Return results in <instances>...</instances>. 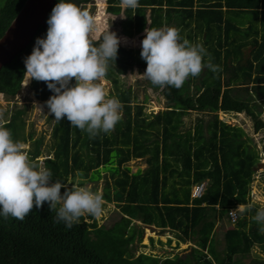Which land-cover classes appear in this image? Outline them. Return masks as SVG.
<instances>
[{"label":"trees","instance_id":"16d2710c","mask_svg":"<svg viewBox=\"0 0 264 264\" xmlns=\"http://www.w3.org/2000/svg\"><path fill=\"white\" fill-rule=\"evenodd\" d=\"M23 2L2 0L0 36ZM139 2L153 6L154 28L177 22L174 27L179 26L180 36L200 43L207 53L203 62H210L217 70L203 67L199 83L192 87L188 82L195 76L191 75L179 88L154 86L148 80L166 102L156 113H143L140 104L132 106L130 87L118 90L120 120L110 132L94 137L63 117L57 122L50 114L47 120H54L52 155H45L42 161L53 174L49 183L59 180L68 189L82 186L84 180L74 181L76 174L92 182L95 179L88 178L90 171L115 164V170L109 169L113 193L107 190L102 199L117 202V218L98 225L93 216L84 214L66 228L55 218L59 205L50 210L46 202L39 209L33 205L22 220L0 216V264H264V258L248 263L243 260L251 251L264 253V231L260 230L264 226L253 219L264 206L249 202L258 152L241 127L225 123L217 114L243 113L251 120L254 132L264 131V90L253 85L257 82L255 64L264 57V0ZM46 29V25L40 27L30 43L1 67L0 93L13 96L18 92L25 71L23 60ZM129 58L128 53L115 58L116 63L121 60L120 73L129 67ZM134 63L146 67L141 57ZM112 79L115 84L117 79ZM31 84L43 103L52 95L43 81L31 79ZM25 108L15 110L0 126L10 131L14 142L31 141L26 152L38 164L42 136L34 138L32 131L22 132ZM192 112L198 114L196 121L183 129V117ZM132 159H143L144 168L132 172L127 164ZM202 181L201 195L191 196L190 185ZM237 205L245 209L231 223L228 212ZM216 222L225 225L221 251L216 250L213 237ZM144 228H158L159 234L171 231L176 241L196 242L200 249L192 247L189 252L161 260L150 253L134 254V241H140Z\"/></svg>","mask_w":264,"mask_h":264},{"label":"clouds","instance_id":"9594fccd","mask_svg":"<svg viewBox=\"0 0 264 264\" xmlns=\"http://www.w3.org/2000/svg\"><path fill=\"white\" fill-rule=\"evenodd\" d=\"M121 2L135 8L138 0ZM46 24L45 36L35 39L23 60L25 84L30 79L45 83L52 95L44 103L57 122L63 117L90 137L110 132L120 120L122 105L118 98L108 97L97 81L106 75L109 62L114 64L122 38L107 29L94 44L90 37L95 21L73 0H57ZM139 55L146 62L142 75L154 86L179 88L203 67L217 70V66L203 62L207 53L200 43H190L171 26L145 29ZM52 175L49 168L32 162L25 146L14 142L10 131L0 126V216L22 220L33 205L39 209L46 202L50 210L59 205L55 218L70 228L84 214H102L101 192L88 185L68 189L59 180L49 183ZM199 183L205 186L204 181ZM230 212L236 215L234 210ZM253 219L264 226V208H258Z\"/></svg>","mask_w":264,"mask_h":264},{"label":"rangeland","instance_id":"374dc122","mask_svg":"<svg viewBox=\"0 0 264 264\" xmlns=\"http://www.w3.org/2000/svg\"><path fill=\"white\" fill-rule=\"evenodd\" d=\"M104 2V0L95 1L93 5L90 6L89 15L93 18L96 24L95 34L98 32L101 27H103L105 19L104 9H101L102 15L100 12V6ZM2 0H0V4ZM94 11V12H90ZM101 15V16H100ZM107 22L106 24H109ZM141 38L130 39V41L122 40V45L138 48L140 47ZM203 69V68H202ZM143 73L139 72L136 68L132 69V71L127 74V76L121 77V84L125 86H130L132 89V94L134 95V99L137 102L144 103L145 112H158L165 108L166 102L163 96L159 93V91L152 90L148 87L146 78L142 75ZM203 74V72H201ZM195 76L189 83L190 87L194 84H198L200 81V75ZM202 76V75H201ZM255 76L257 78V82L253 85L262 88L264 90V57L257 61L255 64ZM100 79L97 83L105 90L106 94L109 92L108 84ZM186 80V79H185ZM74 83V80H70ZM25 106L26 111L23 114L24 126L22 132L24 135L28 134L30 131L33 133V137L42 136V144H41V155L37 157L38 164L42 165L43 158L45 155H52V149L50 148V131L53 125V120H47V111L46 107L43 105L41 101L36 99L33 90L30 86V80L25 84L24 77L20 84V88L18 92L13 96H6L0 94V125L3 121L9 120L10 115L13 111L19 107ZM218 118L230 125H237L241 127V129L248 135L251 140V144L254 146L255 150L258 152L259 162L254 167L253 181L250 185L249 192V202L257 204L258 206H264V151L262 149V138L264 136V131L260 130L258 132H254L251 120L244 115L243 113L233 114V113H222L218 112ZM197 113L192 112L189 115L183 117V129L191 127L197 118ZM207 118V116H205ZM261 119L264 120V108L262 109ZM25 146V151L31 148V141H22L21 142ZM112 160L115 159V153L111 154ZM131 171H135L137 168L144 167L143 159H132L127 162ZM178 164V163H177ZM179 165V164H178ZM115 164H106L100 166L96 170H92L88 173V178L97 179L96 181L88 182L86 178L80 177L78 174L74 177V181L76 182L79 178L84 180L83 185H88L93 189V191H98L104 194L107 190L112 191L113 193V184L112 179L110 178L109 172L114 169ZM110 169V170H109ZM100 174V176H99ZM70 178H67L66 183H69ZM105 182H108L106 184ZM76 184V183H75ZM117 202L110 201L107 202L103 199V212L100 216L94 217L98 225L109 224L111 220L117 218L118 207ZM240 208L245 209L243 205L236 206L234 208L235 211H240ZM136 225H140L138 221L133 220ZM225 221V219H224ZM229 225V224H228ZM227 226V225H226ZM231 226V225H230ZM225 225L220 223L217 230L214 232L213 237L215 239V246L217 249L221 251L223 248V229ZM152 239V241L150 240ZM170 239V242L167 243L166 240ZM134 254L142 253H150L158 257L161 260L163 257H172L174 254H182L187 251L190 247H196L199 249L197 243H180L176 241V237L172 233H162L159 234L157 229L151 231L149 228L143 229V235L140 241L135 239L134 241ZM264 258V253H259L258 250L251 251L249 254L245 255L243 258L245 263H248L253 258Z\"/></svg>","mask_w":264,"mask_h":264},{"label":"flooded vegetation","instance_id":"af4514ba","mask_svg":"<svg viewBox=\"0 0 264 264\" xmlns=\"http://www.w3.org/2000/svg\"><path fill=\"white\" fill-rule=\"evenodd\" d=\"M95 1L96 0H73V2L79 8L87 11L88 13H89L90 6L93 5V3ZM97 1H99V0H97ZM152 7L153 6L151 4L139 2V0L137 3V6L135 8L125 7L122 4L121 0H104V2H102L99 9H100L101 15H102L101 9H104V14H105L106 20L102 19V22H104L103 27H101V29L98 32H96V34H95V31L92 32L91 37H90L91 40L93 41L94 44L98 43L100 38L102 37V34L107 29L110 32H114L116 34V36L122 38V40L127 39V38L128 39L141 38L142 36H144V30L145 29L154 28ZM51 9H52V7L48 11L46 18L44 19V25L40 26V27H45V25L47 27L46 20L50 14ZM90 12H94V11L90 10ZM107 22H110V23L106 24ZM176 23L177 22H175V24ZM175 24L173 23L171 27H174ZM169 26L170 25H168V26L167 25H165V26L161 25L158 28L169 27ZM178 27L179 26H177L176 28H178ZM139 50H140V47L134 48V47L122 45V43L119 44L118 49H117L116 58H120L123 55L125 56L128 53V55L130 57L128 59L130 62V65H129V67L125 68V71L123 73H120V71H119L121 60H117L118 61L117 63L114 61V64L111 63L112 64L111 66H110V64L108 65L106 75L102 78L103 79L102 81L106 82L108 84V88H109V92L107 94L108 97L118 98L116 96L118 90H124V89L130 87V86L124 87L121 84L120 78L127 76V74H129L132 71V69L136 68L139 72H141V73L144 72L145 68L137 67L136 64L134 63V59L136 57H140V55L138 53ZM112 77L117 79L115 84L112 81L113 80ZM146 81H147L148 87L150 89H152L148 84V79H146ZM69 83L72 84L71 81ZM30 86L33 90L35 97H36L35 89L32 87V84H31V79H30ZM130 89H131V87H130ZM152 90H154V89H152ZM155 91H159V90H155ZM37 93L40 94L39 92H37ZM159 93H160V91H159ZM0 94H3V93H0ZM3 95H5V94H3ZM131 95H132V102H131L132 106H134L136 104H140V105H142L143 113H145V114L156 113V112H152V111L146 113L144 110V103L143 102H137L134 99V95L132 94V89H131ZM36 99H38V98L36 97ZM38 100L42 102V100H40V99H38ZM43 105H44V103H43ZM22 108H24V106L19 107L15 110L22 109ZM46 111H47V115L49 116L50 113L48 112L47 107H46ZM121 116H122V111H121ZM50 120H53V119H49V121ZM7 121H8V119L3 121L2 123H5ZM53 124H54V120H53Z\"/></svg>","mask_w":264,"mask_h":264},{"label":"water","instance_id":"95a60500","mask_svg":"<svg viewBox=\"0 0 264 264\" xmlns=\"http://www.w3.org/2000/svg\"><path fill=\"white\" fill-rule=\"evenodd\" d=\"M55 0H24L21 8L0 36V69L9 63L26 45L44 19ZM130 39H124V41Z\"/></svg>","mask_w":264,"mask_h":264},{"label":"built area","instance_id":"2783aa9c","mask_svg":"<svg viewBox=\"0 0 264 264\" xmlns=\"http://www.w3.org/2000/svg\"><path fill=\"white\" fill-rule=\"evenodd\" d=\"M202 190H203V183L196 184L193 187L192 196L193 197H199L201 195V193H202ZM235 212H236L235 216H233L230 211L228 212V218H229L231 223H234L236 221L237 217H238V212L237 211H235Z\"/></svg>","mask_w":264,"mask_h":264},{"label":"crops","instance_id":"0c3cea01","mask_svg":"<svg viewBox=\"0 0 264 264\" xmlns=\"http://www.w3.org/2000/svg\"><path fill=\"white\" fill-rule=\"evenodd\" d=\"M144 166H145V163H144ZM142 168H144V167H142ZM142 168H137V169H142ZM204 182H205V181H204ZM193 185H194V184H191V185H190V188H191V189H192ZM191 189H190V192H191ZM237 206H239V205H237ZM238 212H239V211H238ZM224 219H225V218H224ZM219 224H220L219 222H216L214 232L217 230ZM156 229H157V231H158V228H156ZM165 232L172 233L171 231H168V230H166ZM165 232H163V233H165ZM172 234H174V233H172ZM213 234H214V233H213ZM222 238H223V234H222ZM167 240H168V239H167ZM167 240H166V241H167ZM180 243H183V242H180ZM184 243H186V242H184ZM187 243H191V241H187ZM192 243H194V246H195V243H196V242H192ZM215 247H216V246H215ZM223 247H224V240H223ZM191 248H192V247H190L187 251L185 250V252H189ZM195 248H196V247H195ZM199 249H200V248H199ZM222 249H223V248H222ZM222 249H221V250H222ZM216 250H217V251H220V250L217 249V248H216ZM185 252H184V253H185Z\"/></svg>","mask_w":264,"mask_h":264}]
</instances>
